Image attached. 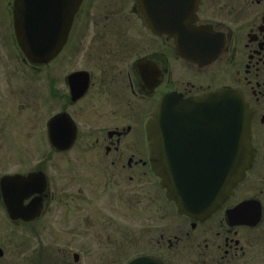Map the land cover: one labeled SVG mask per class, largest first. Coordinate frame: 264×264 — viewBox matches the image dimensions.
<instances>
[{
	"label": "flooded vegetation",
	"instance_id": "obj_1",
	"mask_svg": "<svg viewBox=\"0 0 264 264\" xmlns=\"http://www.w3.org/2000/svg\"><path fill=\"white\" fill-rule=\"evenodd\" d=\"M164 1L166 6H152ZM13 5L14 0H0V264H46L40 242L37 250L30 255L26 252L33 239L39 241L41 230L36 226L49 208L32 221L13 216L14 212L28 211L31 197L16 193L18 186L10 178L44 170L43 163L30 169L26 155L14 153L20 150L12 137L14 97L22 96L23 100L24 86L20 88L19 82H28L30 69L41 70L43 66H32L17 46ZM95 10L98 14L93 16ZM83 11L86 24L95 18L100 25L93 44L99 50L95 62L100 58L102 63L65 71L66 60L73 59L74 51L65 52ZM158 12H166V17H158ZM144 14L157 16L155 20L190 22L191 29L177 34L185 38L184 56L171 35H156L145 26ZM129 22L143 27L149 42L145 46L115 43L116 50L105 48L107 42L117 39L115 27L124 28L122 23ZM102 56L110 60L103 63ZM54 60H59L58 72L48 95L58 105L55 114L67 112L74 120L71 108L86 101L87 151H91L92 162L87 169L91 178L105 187L102 197H97L112 204L113 210L117 207L118 212L127 209L126 202L140 212V182H155L159 189L145 130L159 100L168 93L191 99L226 87L238 91L250 111L251 167L208 217L193 219L180 214L169 201V223L156 229L157 238L151 244V249L157 246L158 250L165 249V254L150 250L137 256L151 255L162 264H264V0H196L192 4L187 0H82L67 41ZM75 72L86 73L88 86L73 101L68 77ZM4 178L6 202L1 189ZM161 192L163 195L160 188ZM92 193L77 191L73 198L79 199L82 208L84 203L93 204L96 196ZM10 203L17 206L10 207ZM15 230L22 232V238L15 239ZM82 250L85 253H72L73 261L52 264H92L91 252Z\"/></svg>",
	"mask_w": 264,
	"mask_h": 264
},
{
	"label": "water",
	"instance_id": "obj_2",
	"mask_svg": "<svg viewBox=\"0 0 264 264\" xmlns=\"http://www.w3.org/2000/svg\"><path fill=\"white\" fill-rule=\"evenodd\" d=\"M81 0H15L14 30L17 42L33 64L52 60L63 46L72 18ZM166 12H163L165 15ZM146 16V15H145ZM157 34L181 32L186 29L178 21H147ZM172 33V32H171ZM184 38L175 37L179 46ZM86 73L75 72L68 77L72 100L86 91ZM188 112V113H185ZM185 113L183 116L182 114ZM249 110L242 97L229 88L217 90L203 98L181 100L174 95L164 96L158 112L147 126V137L152 148V166L166 189L168 200L174 201L180 213L193 218L207 217L228 196L243 178L251 164ZM198 128L199 138L206 153L199 163H188L182 153L170 157L169 143L176 130ZM48 139L56 151H67L75 141L77 129L69 115L61 113L47 122ZM10 181L18 186L15 192L31 197L28 211L14 212V217L32 220L40 215L49 188L45 174L34 171L26 176L15 175ZM5 201L7 181L1 182ZM17 205L10 203V207ZM128 264H161L152 257H138Z\"/></svg>",
	"mask_w": 264,
	"mask_h": 264
},
{
	"label": "rangeland",
	"instance_id": "obj_3",
	"mask_svg": "<svg viewBox=\"0 0 264 264\" xmlns=\"http://www.w3.org/2000/svg\"><path fill=\"white\" fill-rule=\"evenodd\" d=\"M92 13L93 16L98 14L97 10ZM122 24L124 28L115 27L114 35L117 39H111L105 48L116 50L115 43L120 45L131 42L135 46L137 43L138 46H145L149 42L143 27L139 28L132 22ZM99 26L95 18L92 24H86L83 11L80 24L72 37L73 42L65 52L66 54L74 51L73 59L66 60L63 67L65 71L70 68L90 69L102 63L100 58L97 60L99 63L95 62L96 52L99 50L95 49L93 44ZM102 58L103 63L110 60L106 56ZM57 61L59 60L51 61L41 70L30 69L29 81L19 82L20 88L22 84L24 86L23 100L20 98L22 96L18 99L14 97L12 137L13 142L20 147V150H14L15 156L16 153H20L19 156L26 155L30 169L39 163L44 164L52 197L45 219L36 226L41 230L39 241L34 242L33 239L26 254L30 255L32 250H37L39 242V251L46 264L73 261L72 253L84 252V248L91 252L92 264H125L135 255L150 250L159 255L165 254V249L158 250L157 246L151 249L153 240L157 238L156 229L169 223V204L164 194L160 193L159 185L158 189L155 182H140L139 213L127 202L124 204L127 209L118 212L117 207L113 210L112 204H106L104 199L97 197L106 190L103 182L94 181L87 169L92 162L91 151H87L89 125L85 100L71 108L78 133L75 144L69 151L55 152L49 146L47 137H43V128L44 132L46 129L44 122L58 110L55 99L49 98L48 95L49 85H53L51 81L58 72ZM61 87L65 90L62 84ZM127 185L129 183L126 181L125 186ZM77 191L93 192V195L90 194L96 196L92 200L93 204L84 203L82 208L78 206L79 199L73 198ZM14 232L15 239L22 238L21 231ZM30 239L32 240V236ZM15 254L19 256L21 253Z\"/></svg>",
	"mask_w": 264,
	"mask_h": 264
}]
</instances>
